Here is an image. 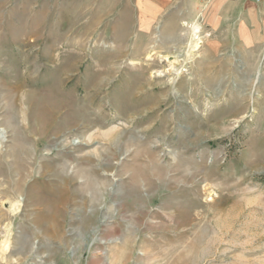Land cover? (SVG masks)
Masks as SVG:
<instances>
[{"label": "rangeland", "instance_id": "rangeland-1", "mask_svg": "<svg viewBox=\"0 0 264 264\" xmlns=\"http://www.w3.org/2000/svg\"><path fill=\"white\" fill-rule=\"evenodd\" d=\"M0 131V264H264V2L0 0Z\"/></svg>", "mask_w": 264, "mask_h": 264}, {"label": "bare ground", "instance_id": "bare-ground-1", "mask_svg": "<svg viewBox=\"0 0 264 264\" xmlns=\"http://www.w3.org/2000/svg\"><path fill=\"white\" fill-rule=\"evenodd\" d=\"M198 27L197 26H194V29L196 30ZM161 56V55H160ZM162 57V56H161ZM165 57H167V56H165ZM3 131H0V143H1V136L3 135ZM19 203H11L10 204V206H11V210L12 211H14V210H16L18 207H19ZM5 240L4 241H2V250H6L7 249V247H8V243H7V238H8V234L6 233V235H5Z\"/></svg>", "mask_w": 264, "mask_h": 264}, {"label": "built area", "instance_id": "built-area-1", "mask_svg": "<svg viewBox=\"0 0 264 264\" xmlns=\"http://www.w3.org/2000/svg\"><path fill=\"white\" fill-rule=\"evenodd\" d=\"M256 3H262L264 0H254Z\"/></svg>", "mask_w": 264, "mask_h": 264}]
</instances>
